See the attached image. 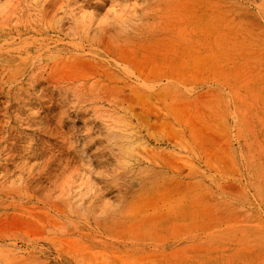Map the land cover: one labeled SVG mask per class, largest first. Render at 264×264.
<instances>
[{"label": "rangeland", "instance_id": "1", "mask_svg": "<svg viewBox=\"0 0 264 264\" xmlns=\"http://www.w3.org/2000/svg\"><path fill=\"white\" fill-rule=\"evenodd\" d=\"M0 264H264V0H0Z\"/></svg>", "mask_w": 264, "mask_h": 264}, {"label": "crops", "instance_id": "2", "mask_svg": "<svg viewBox=\"0 0 264 264\" xmlns=\"http://www.w3.org/2000/svg\"><path fill=\"white\" fill-rule=\"evenodd\" d=\"M215 29V27L211 28ZM206 37V36H205ZM201 38L200 40V54L198 58V62H194V65L192 66L193 69H189V71L194 72H204V75H195L193 77H205V78H221L223 75L218 74L222 71V68H225L226 71H231V61L228 62V60L221 59V50L218 49V45L216 43V40L210 43L206 38ZM220 50V52L218 51ZM229 68V70H228ZM215 72L217 74H215Z\"/></svg>", "mask_w": 264, "mask_h": 264}, {"label": "bare ground", "instance_id": "3", "mask_svg": "<svg viewBox=\"0 0 264 264\" xmlns=\"http://www.w3.org/2000/svg\"><path fill=\"white\" fill-rule=\"evenodd\" d=\"M26 9V8H25ZM21 11V10H20ZM9 26V25H8ZM12 50V49H11ZM16 50V49H15ZM14 51V50H13ZM11 53V52H10ZM6 68V67H5ZM40 75V74H39Z\"/></svg>", "mask_w": 264, "mask_h": 264}]
</instances>
